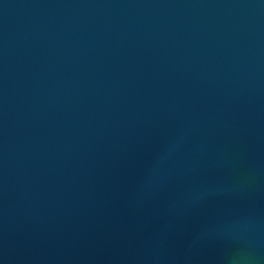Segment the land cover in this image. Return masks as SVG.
<instances>
[{
  "label": "water",
  "instance_id": "95a60500",
  "mask_svg": "<svg viewBox=\"0 0 264 264\" xmlns=\"http://www.w3.org/2000/svg\"><path fill=\"white\" fill-rule=\"evenodd\" d=\"M0 264H264V0H0Z\"/></svg>",
  "mask_w": 264,
  "mask_h": 264
}]
</instances>
